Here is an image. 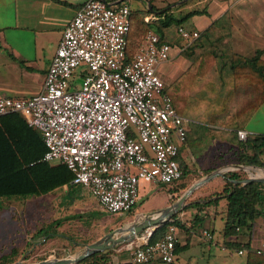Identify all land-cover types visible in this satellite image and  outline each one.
Instances as JSON below:
<instances>
[{
	"label": "built area",
	"instance_id": "obj_1",
	"mask_svg": "<svg viewBox=\"0 0 264 264\" xmlns=\"http://www.w3.org/2000/svg\"><path fill=\"white\" fill-rule=\"evenodd\" d=\"M129 13L125 3L84 0L62 30L42 90L25 97L0 91V119L22 118L41 136L42 148L24 158L23 167L66 165L73 174L70 183L86 188L110 213L130 210L141 182L180 178L177 156L189 122L157 72L172 46L147 30L133 55L126 56ZM178 31L187 42L199 34L184 25ZM237 136L244 140L246 130L238 129ZM149 233L131 247L130 261L172 262L177 226L169 223L153 241H147ZM202 233L212 237L208 230Z\"/></svg>",
	"mask_w": 264,
	"mask_h": 264
},
{
	"label": "crops",
	"instance_id": "obj_2",
	"mask_svg": "<svg viewBox=\"0 0 264 264\" xmlns=\"http://www.w3.org/2000/svg\"><path fill=\"white\" fill-rule=\"evenodd\" d=\"M106 1L110 4L125 3L129 7H147L149 4V0ZM83 2L84 0H0V91L3 94L25 97L42 90L45 74L62 30ZM131 2L135 4L132 5ZM168 2L170 4H167ZM152 3L157 7L154 10H161L160 12L167 8L177 14L191 9L202 10L181 24L198 31L228 11L233 51L247 57L260 51L264 59V0H152ZM160 12L152 10L144 15L143 20H152ZM189 64L190 60L181 54V47L172 46L170 57L158 65L157 72L167 86L184 72ZM240 129L246 130L247 134H264V102ZM191 131L189 126V133ZM199 134V130L195 129L188 134L181 150L182 159L187 160L190 168L180 178L182 182H188L187 186L176 189L173 183L141 182L136 203L130 210L125 211V218L116 220L115 226L108 231L123 225L129 228L140 223L152 212L175 202L190 184L216 169H221V174L237 169L245 171V176L239 179L264 176V166L237 162L235 158L238 147L225 139L212 137L202 146L191 144L197 140ZM233 157L234 160H231ZM218 175L195 187L187 195L183 205L169 216H176L183 224V227L177 226L173 261L164 263L156 258L149 264H245L244 250L241 249L242 252L239 253V249L228 247L225 242L249 243L255 250L260 248L264 252L263 214L256 215L248 227L241 226L236 229L235 234H223L226 200L222 193L213 194L223 186V182L215 181ZM232 182L242 185L233 180ZM155 189H165L166 193L155 195ZM84 190L89 193L82 186L65 183L40 195L55 199L59 193L64 192L69 201L71 195L78 197L79 191ZM4 197L0 196V199ZM143 197L147 198L146 202L138 204ZM210 198H218V201L210 205L201 203ZM197 215L202 216V219L197 220ZM203 230L210 231L212 237L209 239L204 236ZM128 231L129 229L115 232L114 236ZM144 232L140 230L131 240L119 242L111 247L112 254L108 263L130 262V249L144 241ZM234 255L240 257L234 258Z\"/></svg>",
	"mask_w": 264,
	"mask_h": 264
},
{
	"label": "trees",
	"instance_id": "obj_3",
	"mask_svg": "<svg viewBox=\"0 0 264 264\" xmlns=\"http://www.w3.org/2000/svg\"><path fill=\"white\" fill-rule=\"evenodd\" d=\"M167 4H170L168 2ZM157 7L149 0L148 6L129 7L130 28L126 44V56L131 57L142 42L147 30H153L160 41L181 47V54L190 60L187 69L165 86L178 113L188 117L187 136L199 130L197 140L191 144L204 145L212 137L225 139L238 147L235 160L239 163L264 166V134H247L238 139L237 130L242 128L258 106L264 102V59L261 52L247 57L237 54L231 47V21L228 11L223 12L207 27L199 31L190 42L178 31L187 18L202 10L191 9L177 14L167 8L152 20L143 17ZM189 126L191 132L189 133ZM230 128V130H226ZM190 139V138H189ZM42 140L39 132L29 127L17 116L0 119V196L44 194L68 183L72 185V172L60 162L42 163L34 168L23 167L22 160L40 151ZM182 175L190 168L187 160L177 156ZM172 182L176 189H183L187 181ZM239 178L236 171H228L215 177L223 182L220 191L226 200L222 232L236 233V227H248L258 214L264 215V183L251 180L242 185L233 184ZM72 188V187H71ZM218 198L201 202L216 203ZM107 212V211H105ZM110 213V212H107ZM197 220L202 219L196 216ZM183 224L172 216L158 224L148 235L147 241L159 238L167 225ZM52 223L51 225H53ZM46 231L44 234H56ZM231 248L243 249L245 264H264V252H258L249 243L225 242ZM176 248V243H175ZM174 248V249H175ZM112 248L95 251L72 264H109ZM125 264H138L127 262ZM149 264V263H143Z\"/></svg>",
	"mask_w": 264,
	"mask_h": 264
},
{
	"label": "rangeland",
	"instance_id": "obj_4",
	"mask_svg": "<svg viewBox=\"0 0 264 264\" xmlns=\"http://www.w3.org/2000/svg\"><path fill=\"white\" fill-rule=\"evenodd\" d=\"M75 78L80 81L79 77ZM233 171L239 174V178L246 174L243 170ZM165 193V189H155V195ZM79 195H71L69 201L64 192L55 199L36 194L0 199V264L21 259L35 260L48 255L73 256L81 252L85 244L95 241L115 226L116 220L125 218V211L105 212L85 190L79 191ZM146 199L143 197L138 204H143ZM53 230L57 232L55 235L44 234ZM236 257L240 256L234 255Z\"/></svg>",
	"mask_w": 264,
	"mask_h": 264
},
{
	"label": "water",
	"instance_id": "obj_5",
	"mask_svg": "<svg viewBox=\"0 0 264 264\" xmlns=\"http://www.w3.org/2000/svg\"><path fill=\"white\" fill-rule=\"evenodd\" d=\"M153 11L160 12L161 10H153ZM221 173H222L221 169H216L214 171L207 173L205 176H202L201 178L197 179L195 182L190 184L184 190L182 195L172 204L164 208H161L156 212H152L151 214L146 216L140 223L130 226L129 228L123 225L106 232L104 235H102L95 241L85 244L83 250L73 256L59 257V256L48 255V256L40 257L35 260H24V259L15 260L9 264H72L95 251L105 250L113 247L115 244L119 242L131 240V238L135 236L136 232L140 230L151 232L158 224L165 222L170 215H172L176 210H178L183 205V201L195 187L209 180L213 176ZM232 180L235 183H241V184H244L251 180H257L264 183V176L257 178L246 177L243 179L233 178ZM128 229L129 231L127 233L120 234L119 236H114L115 232H121Z\"/></svg>",
	"mask_w": 264,
	"mask_h": 264
}]
</instances>
